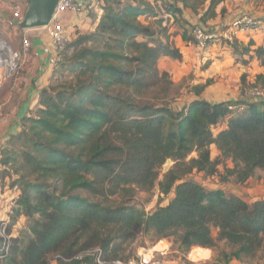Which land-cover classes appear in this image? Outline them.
Segmentation results:
<instances>
[{"label": "trees", "instance_id": "16d2710c", "mask_svg": "<svg viewBox=\"0 0 264 264\" xmlns=\"http://www.w3.org/2000/svg\"><path fill=\"white\" fill-rule=\"evenodd\" d=\"M95 1L101 9L95 30L70 40L72 54L62 52L38 106L1 150L0 179L19 195L8 222H0V264H97V258L107 264L131 258L129 243L144 233L173 237L184 253L223 241L230 247L223 264L255 257L264 249V198L207 189L188 175H215L222 165L244 183L264 173V100L208 101L201 97L208 79L175 110L168 102L173 82L158 67L164 57L182 60L166 24L181 26V8L198 13L204 0ZM217 1L210 0L200 21L214 16ZM195 27L202 26L189 29L191 38L184 30L182 39L193 41ZM253 44L220 43L236 61L256 58L264 67V47ZM57 72L69 78L59 80ZM253 85L264 88V72ZM155 184L160 194L172 193L167 204L145 212L129 203ZM20 216L26 229L11 236Z\"/></svg>", "mask_w": 264, "mask_h": 264}, {"label": "rangeland", "instance_id": "374dc122", "mask_svg": "<svg viewBox=\"0 0 264 264\" xmlns=\"http://www.w3.org/2000/svg\"><path fill=\"white\" fill-rule=\"evenodd\" d=\"M151 4L161 5L160 1L158 0L151 1ZM84 5L85 6L81 12L72 15V20H74V22L78 19V17H80V21H82V24H84V26H76V24H74L72 20L70 21V19L68 21V24L64 23V28L66 29V31H68L71 40L75 39L78 35L89 34L95 30L94 21L98 15L99 4H96L95 1L94 5H91L90 3H86ZM252 7H254L258 11H264V0H254ZM254 17L264 21V14L258 17ZM143 20L144 22L148 21V23L151 24L154 21L153 18L150 17H143ZM196 26L202 25L196 24ZM166 27L171 35V40L173 41L175 46H177L180 51H182V60L183 62H185L183 63L182 60L180 63L172 60H161L158 62V67L162 71H166L169 75L170 80L173 82L172 91L168 94V102L171 108L178 110L185 106L191 99L194 98L192 86L196 84H202L208 79L211 80V84L209 85L207 90L201 95L208 101L212 102L220 99L229 98V100L238 101V106L241 105L243 101H246V99L254 101L253 98L246 94V90L248 88L255 86L253 85V82L250 78H246V74L244 79L241 78L242 74H239L238 71L235 72L229 70V74H216L218 73V68L215 67L210 70L209 68L211 65L209 63H211V60L209 58H205L209 47L205 51H198L195 48L192 39V43L188 44L185 43L183 40H180L179 37H177L180 31L177 26H174L172 23H170L166 24ZM202 27L208 30V27L212 26L203 25ZM191 28L192 27H189V29ZM10 31L11 28L7 29L6 31H0V38L8 44H13V42H19V39L23 32H18L14 41L13 39H10V36H12ZM89 44L87 45L90 46ZM63 53H65L64 55L70 56L72 54V49L66 48ZM62 54L60 56L61 58L63 57ZM208 64L210 65L209 68ZM230 68L232 70H235L234 65ZM57 76L59 80L62 81L64 79L69 78L68 76H65L66 78L63 79L64 76H60L59 72H57ZM51 82L52 79L50 80L49 84ZM53 82L55 81L53 80ZM222 125L223 122L220 123L218 126L214 127L213 130L217 131V129H219ZM215 155L216 151L212 146L211 157H215ZM171 164L172 161L169 159L164 163V165L159 169V175L156 182H159L162 179L164 172H166V170L171 166ZM226 164L228 166H231L230 162H227ZM188 178L199 182L207 189H221L227 194L237 195L247 201H254L259 198H264V174L259 170H257L255 174L244 183H238L232 176H227L224 172L222 165L218 166V173L215 175H205L202 172H197L194 170L191 172V174L188 175ZM11 190L13 200H15L19 195V191L15 187L11 188ZM81 193L86 194L84 192ZM171 198L172 193H169L167 195L160 194L158 185L155 184L154 188L148 192L136 191L134 196L129 200V203L135 204L138 208L143 209L145 212H151L155 210L158 206L167 204V202ZM112 199L121 200L117 197H113ZM17 222L19 223L15 224L17 225V227H20L18 233L22 232L23 230L25 231L26 224L28 223L26 222V218L24 216H20L18 217ZM212 232L213 235L216 236L215 229H213ZM155 241L157 242L154 243ZM158 243H160L161 245L160 248L154 249V247ZM152 250H163L161 251L162 253L164 251L166 252L165 254H160V252L156 254L154 252V254L151 256V260L164 259L166 261H171V264H223V253L229 252L230 247L223 241H217L215 247L210 249L211 253H209L208 258L193 261L188 256L192 249L188 253L182 252L173 237L162 238L158 240L154 237L153 233H144L139 235L133 242L129 243L126 253L129 252V254H131V258L135 259L141 255L147 257L151 254ZM263 251L264 249L253 258H244L240 262L231 260V263L264 264V257L262 256ZM188 257L189 259H191V261L188 260Z\"/></svg>", "mask_w": 264, "mask_h": 264}, {"label": "crops", "instance_id": "0c3cea01", "mask_svg": "<svg viewBox=\"0 0 264 264\" xmlns=\"http://www.w3.org/2000/svg\"><path fill=\"white\" fill-rule=\"evenodd\" d=\"M94 2L91 5H94ZM209 2L210 0H204V9H199L198 13H193L188 8H181V13L179 16L184 22L180 23L181 26L178 27L180 31L177 37H179L180 40H183L182 33L184 32V30L185 35L189 37V27H194V24L195 26L196 24L202 26L211 25L212 27H208V30L218 31L225 25L229 24L238 15L249 14L258 17L264 14V11H258L254 7H252L254 0H218L213 9L214 16H205L202 22L199 20V17L202 15ZM15 3H19L21 5V13L24 17V14L26 13L29 5L28 0H0V31H6L7 29L11 28L10 33L13 37L10 36V39H13L14 41L16 39L17 33L23 32L19 39V42H13V44L9 43V45L14 50H20L21 39L22 37H26L30 41V48L28 53L24 56L21 70L15 75L0 79V158L1 150L6 145V142L10 135L20 131L22 117L29 115V113L38 106L39 91L41 88L48 86L51 80L53 68L55 66V63L58 61V54L54 49L51 40L44 28L39 27L31 29H20L18 27L19 23L12 17V6ZM73 14L75 13L67 12L60 15L59 20L63 23V26L64 23L68 24L69 19L70 21L73 19ZM140 19L141 21L143 20V18ZM171 20L168 24L171 23ZM72 22H74V20H72ZM97 22L98 18L96 17L94 21V27H96ZM74 24H76V26H84V24H82V21H80V17L75 20ZM66 32L70 38L68 31ZM0 40L3 39L0 38ZM249 40L253 41L254 43L251 47H257L260 45L264 47V29L254 31L249 35L242 37L239 41H242L246 44ZM183 41L188 44L192 43L190 38ZM206 54L207 55L205 56V58H209L211 60V63H209L211 66L208 64V68L209 66L210 70L215 67L218 68V73H216L218 75L229 74V70L235 72L238 71L239 74H246V78H250L254 83L255 76L264 72V67L259 64L256 58H252L248 61V63L242 64L235 60V57L229 47L224 45L221 46L218 43L211 44ZM245 58L247 59L248 57L245 56ZM161 60H172L179 63L181 62L167 57H164ZM229 65H234L235 70H232L230 68L231 66ZM1 75L2 71L0 70V77ZM207 88L203 92H205ZM225 100H229V98L216 101ZM13 203L14 200L12 196V190L9 186V179H0V222H8V215ZM17 223L19 222H16V224ZM16 224H14L12 227L10 234L11 236H16L20 230V227H17ZM156 242L157 241H155L154 243ZM161 251L163 250H152L151 254L145 258H151L154 252L156 254H158L159 252L160 254H165L166 252L164 251L162 253ZM188 260L191 261L189 257ZM151 264H171V261L157 259L152 260Z\"/></svg>", "mask_w": 264, "mask_h": 264}, {"label": "built area", "instance_id": "2783aa9c", "mask_svg": "<svg viewBox=\"0 0 264 264\" xmlns=\"http://www.w3.org/2000/svg\"><path fill=\"white\" fill-rule=\"evenodd\" d=\"M95 0H59L53 10L51 18L44 30L48 34L51 43L58 54V60L61 58L62 52L66 49L70 38L59 20L60 15L73 12L79 13L83 10L84 4H92ZM153 1V0H150ZM101 9L99 10V13ZM12 17L20 23L23 19L21 13V5L15 3L12 6ZM264 29V21L254 16L243 14L236 16L229 24L225 25L218 31L206 30L203 27H195L192 30V38L194 46L198 51H205L211 44L214 43H231L240 40L242 37ZM30 48V41L26 37L21 39V49L14 50L11 46L0 40V70L2 75L0 77H9L18 73L22 66L24 56L28 53ZM246 94L256 100H264V88L253 86L246 90ZM1 232L4 233V223H2ZM7 237V236H6ZM3 249L7 250L5 244ZM97 264H105L97 258ZM151 258H145L143 255L137 258L129 259H115L107 264H151Z\"/></svg>", "mask_w": 264, "mask_h": 264}, {"label": "water", "instance_id": "95a60500", "mask_svg": "<svg viewBox=\"0 0 264 264\" xmlns=\"http://www.w3.org/2000/svg\"><path fill=\"white\" fill-rule=\"evenodd\" d=\"M58 1L59 0H28V8L22 21L18 24V27L20 29L44 27L48 24Z\"/></svg>", "mask_w": 264, "mask_h": 264}, {"label": "bare ground", "instance_id": "6f19581e", "mask_svg": "<svg viewBox=\"0 0 264 264\" xmlns=\"http://www.w3.org/2000/svg\"><path fill=\"white\" fill-rule=\"evenodd\" d=\"M160 243H158L154 249L160 248ZM210 250L207 248H202V247H195L194 249L191 250L189 257L193 261H197L200 259H206L209 256Z\"/></svg>", "mask_w": 264, "mask_h": 264}]
</instances>
